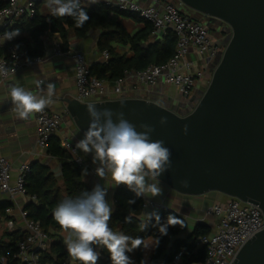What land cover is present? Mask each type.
I'll return each instance as SVG.
<instances>
[{"label":"water","instance_id":"1","mask_svg":"<svg viewBox=\"0 0 264 264\" xmlns=\"http://www.w3.org/2000/svg\"><path fill=\"white\" fill-rule=\"evenodd\" d=\"M177 2L226 24L230 31L206 88L190 111L139 96L91 102L64 98V110L82 135L90 122L89 103L122 111L138 131L141 123L154 126L151 138L163 140L172 153L171 169L158 177L162 185L183 196L234 197L257 206L264 216V0ZM162 116L168 121L163 126ZM184 179L188 187L179 183ZM231 264H264V229L242 245Z\"/></svg>","mask_w":264,"mask_h":264},{"label":"built area","instance_id":"2","mask_svg":"<svg viewBox=\"0 0 264 264\" xmlns=\"http://www.w3.org/2000/svg\"><path fill=\"white\" fill-rule=\"evenodd\" d=\"M1 1L4 2V6L0 8L1 28L11 27L14 21L22 16L32 18L37 14V0H26L22 4L18 3V0ZM153 1L154 6H142L132 0H113L105 4L115 7L118 11L135 14L142 21L149 23L154 32L169 30L174 34V51L164 64L149 65L138 72L125 71L120 78L108 85L107 81L90 74L89 66L81 52L54 49L55 56L68 55L73 61L75 98L78 101H95L93 98H100L98 101L117 99L116 96L124 91L133 93L140 87L151 90L158 86L159 80L163 86L173 87L183 99L192 96L197 82L203 78L207 65L219 48L213 43L208 31L197 22L181 15L169 2ZM81 6H88L87 0H81ZM6 43L7 55L0 56V67L6 69V73H0V85L19 69L42 62L40 56L26 57L25 44L17 42L15 38ZM16 45H19V48H16ZM107 59L108 52L104 50L101 60L104 62ZM132 79L137 81L133 87ZM61 122L62 116L59 113L46 108L41 113H35V143L38 149H46L49 138L58 132ZM58 138L60 147L70 155L72 161L81 169L87 168L88 161L75 148L70 137L61 135ZM29 170V164H23L13 176L10 162L0 156V193H6L10 198L22 196L34 200L35 197L28 195L25 188V177ZM155 208L152 202L144 201L142 204L143 210ZM5 212L10 213L11 208H7ZM203 216L214 219V228L212 232L197 239V245L205 248L202 260L186 262L183 252L179 251L166 264H231L242 245L264 229V216L260 209L234 197H225L222 201L211 204L204 209ZM20 221L23 223L25 234L16 245L15 258L18 264H74L65 257L43 262L41 253L47 248V233L38 221L28 219L25 211L20 212ZM6 224L8 231H13V221L8 219Z\"/></svg>","mask_w":264,"mask_h":264},{"label":"trees","instance_id":"3","mask_svg":"<svg viewBox=\"0 0 264 264\" xmlns=\"http://www.w3.org/2000/svg\"><path fill=\"white\" fill-rule=\"evenodd\" d=\"M41 0L36 1V7ZM166 1V0H165ZM4 2L0 0V8ZM90 19L82 26L77 27L72 17H42L38 14L32 18L22 16L17 18L9 31L16 28L29 31L31 41L26 43L25 56L34 58L39 56L43 50L41 36L46 32L58 34L61 40V49L65 51L68 47V31L81 37L92 28L103 30L101 37V49L108 52V59L101 62L99 66L90 69V74L105 81H115L120 78L125 71L138 72L149 65L164 64L173 54L175 46L174 34L167 30L163 33L162 39L149 41L153 32L152 26L142 21L138 16L132 13L118 11L115 7L106 5L104 2H98L84 7ZM111 13H118L122 16L131 18L133 21L142 22L145 27L135 33L133 36L127 35L124 30L116 23L110 20ZM181 14V13H180ZM5 30V29H4ZM111 40L128 44L132 51V56L126 58L112 53L108 42ZM47 155L55 159L61 168V178L63 189L58 185L55 176L50 172L49 167L34 161L29 164L30 170L25 177V188L27 194L34 196V200H28L23 207L26 217L30 220L38 221L43 231L49 238V228H61L53 218V210L56 205L64 199L75 198L82 191H89L87 185L81 180V168L71 159L70 155L60 147L59 138L52 136L49 138L45 149ZM114 209L109 222L113 231L123 232L133 238L153 237L158 239L159 243L151 255L148 263L144 264H166L171 261L173 255L182 251L186 262H197L202 260L205 254V248L197 247L196 242L200 236L208 234V227L204 224H196L193 230L186 236L187 225L185 220L175 211L169 208L158 207L151 210L150 213H157L161 223H164L169 215H173L183 220L184 227L180 225L170 226L167 235H161L158 226L154 227L156 221L153 218L145 230L141 231V219L143 197H136L135 193L128 188L118 187L113 195ZM128 200H135V203L129 205ZM11 206L9 201L0 203V215L5 214V210ZM132 217L131 223L125 222L126 216ZM25 231H5L0 237V258H5V264H18L15 258L17 242L23 238ZM48 249V247H47ZM41 253L43 262L60 260L65 256L61 242L57 238L49 249ZM142 247L137 248L127 255L131 258L133 264H141ZM76 264H79L76 261ZM97 264H112L110 255L106 248H100V257Z\"/></svg>","mask_w":264,"mask_h":264},{"label":"clouds","instance_id":"4","mask_svg":"<svg viewBox=\"0 0 264 264\" xmlns=\"http://www.w3.org/2000/svg\"><path fill=\"white\" fill-rule=\"evenodd\" d=\"M99 0H87V5L96 4ZM45 7L53 17H72L77 27H82L89 19L81 0H45ZM20 29L5 31L3 41H11L20 35ZM19 48V45H16ZM26 62H30L26 60ZM0 73L6 69L0 67ZM38 91L26 90L16 84L9 85V96L13 110L21 119H29L32 114L41 113L54 103L56 84L43 80L36 82ZM124 105L122 104L121 107ZM90 118L89 126L78 140L75 148L83 153L92 154V163L98 165L95 174L103 180L111 176L115 186L125 185L133 191L136 197H157L163 194L158 177L172 167L171 150L163 140H153L151 134L154 126L141 123L137 126L124 117L122 111L109 108L99 109L95 103L86 106ZM115 116V120L113 117ZM167 117H160V125L167 124ZM182 132L187 135L188 125ZM87 175V169L83 170ZM183 187L189 186L187 179L179 181ZM108 188L96 184L89 191L75 198H67L59 202L53 210L54 220L64 231V244L71 258L79 264H97L100 252L94 246L106 248L112 264H133L127 253L137 248H147L144 239L133 238L123 232L113 231L109 225L112 215V205L106 199ZM150 194V196H149ZM129 205L135 200H128ZM155 218L154 227L158 226L161 235H167L170 226L184 227L183 220L169 215L161 223L157 213H145L141 219V231ZM126 223L132 222V217H125ZM158 239L152 245H158ZM141 264H144L142 261Z\"/></svg>","mask_w":264,"mask_h":264},{"label":"crops","instance_id":"5","mask_svg":"<svg viewBox=\"0 0 264 264\" xmlns=\"http://www.w3.org/2000/svg\"><path fill=\"white\" fill-rule=\"evenodd\" d=\"M25 1L26 0H18V3L22 4ZM101 1L105 3L107 1L113 0ZM134 1L143 5L155 3L153 0ZM37 14L42 17L50 16L48 9L45 7V0H41L38 4ZM109 17L111 21L118 24L129 36H133L135 33L145 27L142 22L133 21L131 18L122 16L118 13H111ZM9 29L10 27H0V56L7 55V43L6 41H3L1 35H3L5 31H9ZM20 30V35L15 37V40L24 44L30 43L31 38L29 31L25 29ZM103 32L104 31L99 28H92L85 35L78 37L73 33L72 30H69L68 47L65 51L81 52L86 59L89 69H94L102 62L101 37ZM163 33L164 32L162 31H153L149 37V41L162 39ZM41 41L43 43V50L39 56L42 58V62L39 64H34L30 67L19 69L12 75L8 76L0 85V156L6 158L10 162L13 176L21 165L30 164L34 161H37L49 167L50 172L57 179L58 185L63 189L60 165L55 159L49 157L45 150L38 149L36 146L35 114H32L31 117L27 120L19 118L17 113L13 110V105L9 96V85L11 84H16L18 86L24 87L26 90L36 92L38 91V89L36 88V82L38 80H43L45 82V85L48 82L55 83L56 95L53 98L54 103L51 106L46 107V109L59 113L62 116V122L58 132L53 136L59 137L61 135H67L74 142V144H76L78 140L83 138V135L75 128L71 119H69L68 114L64 110L65 105L61 101L64 98H75V72L73 61L68 55H63L60 57L55 56L54 49H61V40L58 34L46 32L41 36ZM108 46L111 48L113 54L124 56L126 58H130L132 56V51L129 49L128 44H123L119 41L111 40L108 42ZM191 57L194 58L193 55H191ZM133 81L134 80L132 79L131 87L136 85ZM111 84L112 81L108 82V85ZM138 92L141 94V97L144 98L142 94L149 92V90L140 87L138 89ZM156 93L158 97H164L172 101H179V97H181L171 86H163L162 92L157 91ZM79 152L89 163L88 167L86 168L87 175L83 174V170L85 168L81 169L82 182L87 185L90 191L96 184H100L102 186L104 185L106 188H108L106 199L111 203L113 211V195L115 190L118 187H128H126L125 185L114 187V183L111 179L110 174L106 180L98 177L95 174V168L98 165L92 163V154H85L81 150H79ZM58 170H60V173H58ZM160 185L163 188L162 195L157 197H142L144 201L152 202L156 208H169L180 215L185 220L187 225L185 233H183V235L181 236L184 237L188 235L193 230L194 226L199 223L204 224L206 227H208V233L213 231L214 219L204 217L203 211L211 204L222 201L224 197L221 194L209 193L199 197L183 196L171 191L161 183ZM2 201H9L11 203V212H5V214L0 215V237L5 231H8L6 224V221L8 219H11L13 221V231L19 230L22 232L23 223L20 221V212L23 211V207L28 199L22 196L10 198L8 194L0 193V203ZM150 212L151 210L149 209L142 210L139 218L142 219L145 213ZM48 231L50 235L47 242L48 249L51 243L59 238L63 251L65 253L64 257L68 258L74 264H76V260L69 256L67 248L63 242L65 233L62 228H49ZM154 243L155 239L153 237H147L144 239L145 245L150 244L147 248L142 247L141 255L144 263L149 262L151 255L155 251L157 245H152ZM94 247L96 251L100 252V246ZM197 247L200 246L197 245ZM5 262V258L1 257L0 264H5Z\"/></svg>","mask_w":264,"mask_h":264},{"label":"rangeland","instance_id":"6","mask_svg":"<svg viewBox=\"0 0 264 264\" xmlns=\"http://www.w3.org/2000/svg\"><path fill=\"white\" fill-rule=\"evenodd\" d=\"M132 1L135 2L134 0ZM166 1L169 2L176 10H178L181 13V15L185 16L189 20H193L197 22L206 31H208L209 36L211 37L213 43L216 46H218L219 50L217 51V53L214 55L212 60L207 65V68L204 71L203 78L197 82L196 90L194 91V93L192 94L190 98L183 99L182 97H179V101H172L164 97L162 98L158 97L156 92L157 91L162 92L163 90V85L160 83V80L158 83V87L156 86L152 88L151 90H149V92L143 93L142 96L145 99L154 100L160 104H163L167 106L168 108L173 107V108H179V110H182V111H186V110L190 111L195 106L197 101L200 99L203 91L205 90L209 82V79L211 77L212 71L215 68L217 62L219 61L221 54L223 52V49L230 37V31L226 24H221L217 20L210 19L208 17L203 16L202 14L192 11L186 8L185 6L178 4L177 0H166ZM137 4H140L142 6H154V4H149V5H143L141 3H137ZM133 80H134L133 81L134 83H137L135 79ZM134 96L141 97V94L138 91L133 92V93L124 91L118 94L116 97L121 98V97H134ZM99 99L100 98H93V100L95 101H98Z\"/></svg>","mask_w":264,"mask_h":264}]
</instances>
